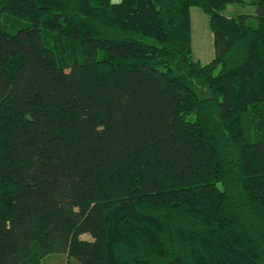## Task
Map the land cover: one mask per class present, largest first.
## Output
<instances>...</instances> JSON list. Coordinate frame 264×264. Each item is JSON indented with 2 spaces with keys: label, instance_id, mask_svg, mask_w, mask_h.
<instances>
[{
  "label": "trees",
  "instance_id": "1",
  "mask_svg": "<svg viewBox=\"0 0 264 264\" xmlns=\"http://www.w3.org/2000/svg\"><path fill=\"white\" fill-rule=\"evenodd\" d=\"M232 2L0 0V264H264V0Z\"/></svg>",
  "mask_w": 264,
  "mask_h": 264
},
{
  "label": "rangeland",
  "instance_id": "2",
  "mask_svg": "<svg viewBox=\"0 0 264 264\" xmlns=\"http://www.w3.org/2000/svg\"><path fill=\"white\" fill-rule=\"evenodd\" d=\"M254 0H248L247 3L239 2L229 3L223 12L226 15L234 14H254ZM253 21L256 22L255 18ZM191 35H192V55L193 58L200 61L201 64H206L212 61L215 57V41L214 33L210 24L209 15L198 6L191 8ZM45 41L48 45L52 44V38L48 33H44ZM218 68H216V71ZM215 71V72H216ZM42 264H82L75 257H70L65 252H53L41 260Z\"/></svg>",
  "mask_w": 264,
  "mask_h": 264
}]
</instances>
